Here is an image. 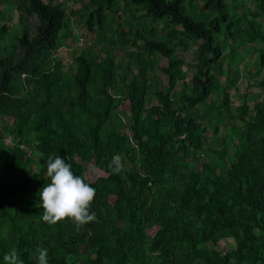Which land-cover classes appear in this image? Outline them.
<instances>
[{
	"label": "trees",
	"instance_id": "obj_1",
	"mask_svg": "<svg viewBox=\"0 0 264 264\" xmlns=\"http://www.w3.org/2000/svg\"><path fill=\"white\" fill-rule=\"evenodd\" d=\"M72 2L0 0V264H264V98L231 91L250 54L264 91V0ZM74 17L94 38L66 67ZM56 155L94 220L43 219Z\"/></svg>",
	"mask_w": 264,
	"mask_h": 264
},
{
	"label": "clouds",
	"instance_id": "obj_2",
	"mask_svg": "<svg viewBox=\"0 0 264 264\" xmlns=\"http://www.w3.org/2000/svg\"><path fill=\"white\" fill-rule=\"evenodd\" d=\"M46 175L50 178V182L43 184L39 189L44 220L54 223L70 217L81 224L96 218L95 213L90 210L97 191L96 186L84 176L75 174L72 165L66 162L63 156L48 158ZM4 259L9 264H24L15 249L6 253ZM38 264H49L46 248L39 250Z\"/></svg>",
	"mask_w": 264,
	"mask_h": 264
},
{
	"label": "rangeland",
	"instance_id": "obj_3",
	"mask_svg": "<svg viewBox=\"0 0 264 264\" xmlns=\"http://www.w3.org/2000/svg\"><path fill=\"white\" fill-rule=\"evenodd\" d=\"M57 1H64L65 5H73L72 0H57ZM79 6V5H78ZM72 10L71 6L68 8V11L71 12ZM15 10H13V13ZM11 13V11L9 12ZM15 15V14H14ZM18 15V14H16ZM69 29L71 31V36H69L67 39H64L61 41L58 47L57 54L61 57H63L64 63L67 67L68 63L72 60V56H74L75 51H78L80 48L86 47L89 45L93 40V34L87 31L84 27V24L74 17V19L71 21V26L69 25ZM186 58L190 57V54H184ZM255 54L247 55L246 61L241 64V68L243 69L242 77L238 81L239 87H240V93H238L235 89H232L233 93V103L234 106L240 105L242 102V94L248 91V103L253 106L256 102L262 100L264 98V91L260 88L255 86V81L258 75H248L246 73V68L251 69V72L258 73V66L255 64ZM161 63L165 64L166 60L164 58H161ZM157 72L161 75L163 78V81L165 84H168V77L166 74L162 72V70L157 69ZM191 75H189V78ZM123 109L128 110V104L123 105ZM7 143L11 142V139L8 138ZM204 158V157H203ZM209 160L217 162L218 156L215 154H212L209 158ZM130 165L127 164L125 168H129ZM86 169V175L90 179H94L100 174L97 168L93 167L91 164L85 165ZM235 245V241L231 239H224L221 241V246L229 250L233 248Z\"/></svg>",
	"mask_w": 264,
	"mask_h": 264
}]
</instances>
